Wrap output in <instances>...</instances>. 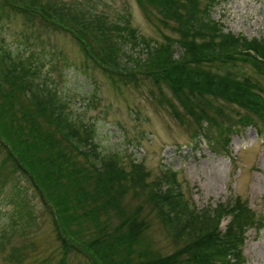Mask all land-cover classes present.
<instances>
[{
  "label": "trees",
  "instance_id": "obj_1",
  "mask_svg": "<svg viewBox=\"0 0 264 264\" xmlns=\"http://www.w3.org/2000/svg\"><path fill=\"white\" fill-rule=\"evenodd\" d=\"M137 1L149 19L161 20L178 35L163 45H147V57L141 65L136 62L137 68L143 67L161 94L165 86L185 107L196 140L204 136L213 150L227 154L236 132L251 126L264 137V40L225 32L212 17L217 0L206 5L201 0ZM96 11L94 3L84 1L0 0V32L2 19L12 14L23 16L29 26L41 20L49 30L69 31L86 62L100 64L102 46V51H112L116 64L136 68L135 62L132 66L119 56L122 42L137 39L130 32V17L120 24ZM175 45L182 50L178 59ZM41 55L25 56L0 41V186H10L4 202L12 207L8 225L0 227V253L7 261L23 264L26 258V246L13 245L12 238L20 223L36 222L30 185L54 216L63 252L82 254L84 264H241L245 230L264 225L247 203L239 197L230 206L196 209L176 172L169 169L148 182L142 166H127L120 154H101L94 127L69 109L70 101L58 92L54 78L41 72ZM51 56H56L54 51ZM130 73L127 81L135 82ZM168 103L180 118L175 104ZM127 196L139 204L124 211L112 232L89 239L83 228L74 226L76 220L79 227L100 223L111 209H123ZM144 202L148 214L172 231V254L151 255L138 247L149 227L141 217ZM225 215H231L232 222L223 233L219 224Z\"/></svg>",
  "mask_w": 264,
  "mask_h": 264
},
{
  "label": "rangeland",
  "instance_id": "obj_2",
  "mask_svg": "<svg viewBox=\"0 0 264 264\" xmlns=\"http://www.w3.org/2000/svg\"><path fill=\"white\" fill-rule=\"evenodd\" d=\"M56 1L94 3L97 13H104L120 24L125 21V16H129L130 32L137 39L122 42L119 56L130 65L144 62L147 45L156 47L178 38L175 31L164 26L161 20L149 19L137 0ZM209 1L201 0V3L206 5ZM215 3L212 17L223 25L225 32L243 39L264 40V0H217ZM40 21L36 20L35 27L29 26L23 16L12 14L8 20L1 21L0 41L3 40L12 51L21 49L25 56L31 52L42 54L44 65L41 72L54 78L58 92L70 101L69 109L94 127L101 154H120L127 166L130 163L142 166L148 182L162 177L167 169L176 172L186 198L196 209L213 210L219 204L232 205L240 197L241 200L248 199L250 206L264 215V138L258 136L256 129L249 127L236 132L227 154L211 149L207 143L199 145L201 139L197 141L195 138V124L188 111L165 86L164 94H161L146 78L142 66L138 70L137 63L134 69L118 65L112 51H102V46L98 51L100 64L88 63L78 41L69 31L49 30ZM180 49L174 46V58L182 55ZM53 51L54 58L51 56ZM47 55L50 56L47 58ZM248 71L254 74L252 68ZM129 73L136 76L135 82L127 81ZM169 101L175 104L180 118L175 116ZM22 103L25 105L24 101ZM50 116L51 112L47 111L48 119ZM28 187L31 188L28 196L37 219L32 224L20 223L12 238L13 245L26 246L23 264H84L86 259L82 254L66 255L63 252L56 237L54 216L36 190ZM10 190L8 185L4 189L0 186V227L9 223L8 214L12 207L6 206L4 200ZM137 204L139 201L127 196L123 200V209H111L100 223L89 221L79 227L80 221L76 220L74 226L83 228L85 237L92 239L95 234L112 232L121 222L124 211ZM143 204L145 211L141 217L147 220L149 227L142 234L144 239L138 247L151 255L172 254L175 250L172 231L158 217L153 219L145 202ZM247 238L243 248L247 264H264V229L259 236L254 230L250 231ZM0 264L12 263L0 253Z\"/></svg>",
  "mask_w": 264,
  "mask_h": 264
}]
</instances>
